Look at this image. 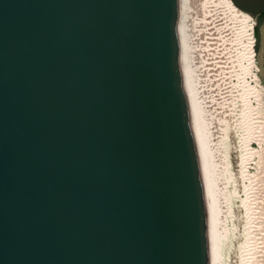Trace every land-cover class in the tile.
Returning a JSON list of instances; mask_svg holds the SVG:
<instances>
[{"label": "water", "instance_id": "1", "mask_svg": "<svg viewBox=\"0 0 264 264\" xmlns=\"http://www.w3.org/2000/svg\"><path fill=\"white\" fill-rule=\"evenodd\" d=\"M216 133L179 0H0V264H211Z\"/></svg>", "mask_w": 264, "mask_h": 264}, {"label": "rangeland", "instance_id": "2", "mask_svg": "<svg viewBox=\"0 0 264 264\" xmlns=\"http://www.w3.org/2000/svg\"><path fill=\"white\" fill-rule=\"evenodd\" d=\"M182 19L188 55L217 125L215 173L221 187L216 182V189L218 199L223 196L218 206L227 234L222 264H264V163L259 162H264V148L247 139L252 152H246L249 164L244 170L238 150L244 129L250 128L251 134L264 129V96L258 93L264 90V61L259 55L263 28L257 38L253 17L251 61L238 16L224 0H183Z\"/></svg>", "mask_w": 264, "mask_h": 264}, {"label": "bare ground", "instance_id": "3", "mask_svg": "<svg viewBox=\"0 0 264 264\" xmlns=\"http://www.w3.org/2000/svg\"><path fill=\"white\" fill-rule=\"evenodd\" d=\"M224 1L228 5V7L230 9H232V11L238 16V19H239L240 25H241L240 26V28H241L240 31L242 32V36L244 38L246 52H247V55L249 56V58L251 59V61H253L254 60V56H255V52H254V48H253V43H254L253 24L255 23V21H254L255 19H253V17L250 14L242 11L235 4L231 3V0H224ZM179 12H180V16H181L182 25H183V43H184V46H185V48L187 50V53H188V45H187V38H186L187 37V35H186V26H185V24L183 22V19H182V17H183V0H179ZM258 93H260L261 96H264V90L262 88H261V90H259ZM247 124L249 125V123H247ZM258 127H260V126H258ZM246 128H247V126H246ZM251 128H253V127L251 126ZM249 130H250V128H248L247 130L244 129V132L245 133H242L243 136L241 135V138H238V139H240L239 140V149L238 150L241 151V153H240L241 154V162H240V165H241V168L243 170H244V168L247 165L246 163H248L246 161V159H244L245 157H247L246 156V152H252V150L249 149V146H247L246 143H245L247 141V139H249V138L251 139L252 138V140L253 139L256 140L259 143V145H261V144L263 145L262 147L261 146L260 147L261 148H264V129H261L260 131L258 130V128H257L258 131H256V129H254L255 132H253L252 134L250 133ZM249 141H251V140H248L247 142H249ZM258 152H260V151H258ZM261 155L263 156L264 154H261ZM259 160H261V159H259ZM259 162L260 163L261 162L264 163L263 160H261ZM229 163L230 162H228V165L226 164L227 167L229 166ZM259 166L260 165H258V167ZM216 168L217 167H215V170H216ZM261 172L262 171L260 170V172L258 173V175L261 174ZM254 177H256V176H254ZM258 178L255 179V181L258 180ZM261 178L264 179L263 174H262V177ZM261 178L259 179L260 181L262 180ZM218 181H216V173H215V175H214V195H213L212 236H211V264H222L223 263V255H224L223 254V251H224V246H225L224 243H225V240L227 239L226 228L224 227V223H223L224 220L220 218V213H219L220 211H219V206H218V200L220 201V199L223 196L220 194L222 197L218 199V195H217L218 193H217V189H216V182H218ZM259 183H262V182H259ZM219 186H220V183H219ZM219 186H217V188H219ZM258 186L260 187V184ZM218 190H220V188ZM262 192H264V191H262ZM220 195H219V197H220ZM221 203L222 202H220V204ZM221 212H222L221 214H223V211H221Z\"/></svg>", "mask_w": 264, "mask_h": 264}, {"label": "flooded vegetation", "instance_id": "4", "mask_svg": "<svg viewBox=\"0 0 264 264\" xmlns=\"http://www.w3.org/2000/svg\"><path fill=\"white\" fill-rule=\"evenodd\" d=\"M256 18L258 23V37H260V29L264 27V13L257 15Z\"/></svg>", "mask_w": 264, "mask_h": 264}, {"label": "crops", "instance_id": "5", "mask_svg": "<svg viewBox=\"0 0 264 264\" xmlns=\"http://www.w3.org/2000/svg\"><path fill=\"white\" fill-rule=\"evenodd\" d=\"M263 31H264V27H263ZM260 36L261 37H260V42H259V55L261 59L264 61V38H262V34Z\"/></svg>", "mask_w": 264, "mask_h": 264}, {"label": "trees", "instance_id": "6", "mask_svg": "<svg viewBox=\"0 0 264 264\" xmlns=\"http://www.w3.org/2000/svg\"><path fill=\"white\" fill-rule=\"evenodd\" d=\"M255 31H256V34H257V38H258V23H257V25L255 27Z\"/></svg>", "mask_w": 264, "mask_h": 264}]
</instances>
